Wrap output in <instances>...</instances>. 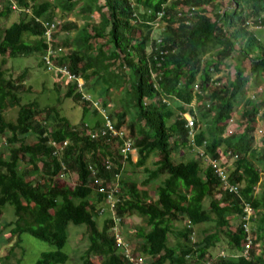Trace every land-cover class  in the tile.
Returning <instances> with one entry per match:
<instances>
[{
    "label": "trees",
    "instance_id": "1",
    "mask_svg": "<svg viewBox=\"0 0 264 264\" xmlns=\"http://www.w3.org/2000/svg\"><path fill=\"white\" fill-rule=\"evenodd\" d=\"M13 1L20 11L18 19L0 31L1 61L41 57L47 45L42 21L59 20L62 30L52 34V45L73 48L67 54L60 52L54 62L84 79L95 78L81 91L76 82H66L64 97L82 104L84 114L91 101H98L124 135L91 137L84 124L99 128L102 116L92 124L77 126L55 105L40 107L37 101L20 105L17 92L24 88L28 70L7 77L0 66V247L10 236L17 237L18 245L20 236L27 233L54 247L41 252L34 264H64L70 258L63 251L69 224L85 225L88 246L81 264H94L93 256L100 264H132L117 247L113 217L107 210L100 213L109 184L117 188L120 199L116 215L142 219L143 224L134 228L141 240L142 264H264V137L258 149L254 135L257 118H264V92L246 97L250 78L264 80V41L254 30L264 29V0H230V9L211 16L206 7L214 0ZM179 6L180 10L183 6L196 9L192 16L177 17ZM77 7L84 22L65 21ZM13 11L11 1L0 4V18ZM160 12L163 15L158 20ZM163 20L160 46L167 53L159 55L154 51V23ZM235 51L239 61L233 78L224 82L220 67ZM245 62L247 71L242 67ZM62 81L55 77L56 90ZM128 81L129 97L121 102L122 110L110 107V91L126 90ZM86 87L92 95L98 87L104 91L92 97ZM84 94L91 100L83 98ZM241 101L238 116L243 129L225 136L234 107ZM192 102L198 113L189 107ZM16 105V119L7 120L5 110ZM130 109L133 114L125 122ZM187 111L194 117L193 140L182 115ZM128 137L136 149L135 162L132 155L123 160L118 151ZM64 141L65 145H59ZM182 149L194 156L176 160L173 154ZM199 150L226 168L238 193L220 188V179ZM153 155L158 156L153 168L146 167ZM105 161L111 162L109 169ZM126 161L144 167L143 186L164 176L155 199L126 174ZM71 173L75 177L72 185L61 181ZM94 177L101 183H95ZM100 185L105 188L102 193L97 191ZM6 205L13 207L15 218L2 222ZM180 221L182 228H176L174 224ZM199 224H209L214 231L204 229L205 235L194 241L192 234ZM171 233L177 237L174 245L168 240ZM132 236L130 230L125 232L129 245ZM221 239L228 250L214 253L210 249ZM130 248L131 253H138L137 246Z\"/></svg>",
    "mask_w": 264,
    "mask_h": 264
},
{
    "label": "rangeland",
    "instance_id": "2",
    "mask_svg": "<svg viewBox=\"0 0 264 264\" xmlns=\"http://www.w3.org/2000/svg\"><path fill=\"white\" fill-rule=\"evenodd\" d=\"M40 1V0H39ZM99 2H103V0H99ZM246 5V3H243ZM232 6L230 0H214L213 3L209 4V14H214L217 11L220 12L224 9H230ZM248 6V5H247ZM19 12L15 10L12 12L9 16L0 18V31L8 26L11 22L18 19ZM58 13V12H57ZM65 21H71L74 19L75 22L78 24L82 23V15H80V12L78 10V7L71 13L66 15ZM68 17H71L73 19H68ZM58 18V17H56ZM59 19V18H58ZM59 21V20H58ZM60 25V21L57 25V31L59 32L62 29H59L58 26ZM253 27H250L248 29H252ZM253 30V29H252ZM255 30V36L260 38L262 41H264V29H254ZM159 30H157L156 33H158ZM75 32L71 34V37H73ZM63 38V35L60 34ZM60 38V36H59ZM58 42V41H57ZM54 43V42H53ZM238 45L236 49H238ZM72 50L71 46H68V49L63 47L64 54H67ZM215 48L212 50L214 51ZM212 52H209L206 54L205 57L208 56ZM239 54L237 51L234 52V54L228 58L224 65L220 67L221 72L220 76L224 82L227 80L228 77L233 78V71L235 68V65L238 63ZM2 56H0V66L4 68L6 71V76L8 77V74H12L13 76H16L20 70L27 69L28 73L25 76V82L23 85V89L21 91L17 92V96L19 98L18 103L25 104L31 101H37L40 107H45L48 105H55V107L58 108L59 113L62 116H66L70 123L72 125H79L82 122H88L89 124H92L96 122L97 120L101 119L102 114L98 110H93L94 107L92 102H90L89 110L84 114L82 110V104L74 102L71 98H65L64 97V91H65V85L66 82L62 81L60 82V86L56 90L54 83L55 80L53 79L52 75L44 69L42 63H41V57L40 56H28V57H16L7 59L5 58V61L2 62ZM244 70L247 71V63L245 62L242 66ZM129 84L130 81H128L126 85V90L124 89H114L111 90L108 94L109 97V105L110 107H113L114 109L122 110L123 106L121 105L122 101L128 100V93L126 94V91H129ZM246 97H252L254 94H258L261 96L264 92V80H255L254 77L250 78V82L247 85L246 88ZM58 99V100H57ZM170 105L174 106L173 101L170 99ZM240 106H242V101L239 102L238 105L234 107L233 110V122H229V125L226 126L225 129V136H229L231 134L240 133L243 129V123H240V118L238 116V110L240 109ZM193 108V112L198 113V111L195 109L194 102L191 103L189 106ZM18 108L19 105H16L11 108H7L4 112V115L7 120H15L18 114ZM121 108V109H120ZM118 110V111H119ZM189 113V111L185 112ZM133 114V110L130 109V112L125 118L126 119ZM187 115V114H186ZM255 147L258 149H261L260 146V140L264 137V118H261V115H259V119L257 118L256 124H255ZM32 140V139H31ZM196 155V153H195ZM191 156H194V153L188 149H182L179 152H175L173 154V157L178 159H188ZM133 162L137 160V153L135 152L133 156L130 157ZM158 158V156H151L148 161L146 162L145 166L149 168H153V162ZM125 169L126 174L129 175V177L133 180H135L140 188H147L149 190V194L152 197V199L156 198V191L157 187L160 184L161 180L164 178V176H161L159 179L151 181L147 186H143L141 182L146 177V174L144 173V167L143 166H134L130 162L125 163ZM264 179V175L261 177V181ZM61 181L70 183L71 185L75 181L74 174H67ZM260 187V185L257 186V190ZM208 199L204 200V203L207 204ZM15 218L13 207L10 205H6L3 208V213L1 217V221H9L13 220ZM103 219V218H102ZM125 220L127 221L126 226H124V229L122 231L123 236L125 235V232L130 230V233L133 235L130 240L131 247H136L138 249V245L140 243V239L137 238L134 233L136 229V226L142 225V219L139 218L136 215H132L129 217H125ZM176 228H182L183 222H177L174 224ZM175 228V229H176ZM204 229H208V231L213 232L214 228L211 227L209 224H199L195 226L194 232L192 234V240L197 241L201 239L205 233ZM134 231V232H133ZM68 240L65 246L63 247V251L66 252L70 258L69 260L64 264H81V256L84 254V251L86 250L88 246V240L86 235V226L85 225H73L69 224L68 226ZM7 236V234H6ZM10 240L2 245L0 247V264H34V262L38 259L41 252L48 251V250H54V247L42 240H39L27 233H24L20 236L21 241L17 245V237L16 236H10ZM169 243L171 245H174L176 243L177 237L175 234L171 233L168 237ZM179 241V240H178ZM228 244L225 241V239H221L220 242L217 243L215 247L210 249L214 253L217 254H223L224 250H228ZM138 253L140 254V250L138 249ZM7 256V258H5ZM92 262L94 264H100L99 259L95 256L92 257ZM168 264V263H164Z\"/></svg>",
    "mask_w": 264,
    "mask_h": 264
},
{
    "label": "built area",
    "instance_id": "3",
    "mask_svg": "<svg viewBox=\"0 0 264 264\" xmlns=\"http://www.w3.org/2000/svg\"><path fill=\"white\" fill-rule=\"evenodd\" d=\"M7 1H11L12 3V8L14 10L20 11V9H18V7L16 6L15 2L13 0H0V4H5ZM196 9V7L194 6H183L182 10H180V6L178 7L177 11V17L180 16L182 17L183 13H188L189 16H192L194 14V10ZM206 14L211 16V14H209V8L206 7ZM28 11V10H27ZM135 14H133L134 16ZM163 12H160L158 14V20H160V17H162ZM184 22L186 24H189L190 21L189 19H185ZM59 21L56 19L54 21H42V24L45 28L44 30V42L46 45L45 51L43 52L41 58H42V63H43V67L44 69L48 72V73H53L55 76H60L63 81L65 82H76L77 83V88L81 91L82 87H83V83L81 82V77L75 73H72L70 71V69L66 66V65H57L54 62V58L60 53L63 52V47L61 46H53L52 42H53V37L52 34L57 31V25H58ZM166 21L163 20L162 22L156 21L155 27L157 30L154 33V40H155V47H154V51L155 54H165L167 53V50H164L161 48L160 44L162 42V37L159 36V32L164 30V26H165ZM256 28H261V26H257ZM56 42V41H55ZM195 89H197V86L195 87ZM86 98L87 100H91L90 96L87 94H84L83 98ZM93 106L96 107L99 111H101L102 117L104 122L102 123V125L99 128H89V125L84 124V128L85 130L89 133V135H91V137H95V136H123L124 133L123 131H118L113 122L111 121V119L108 117V115L106 114V112L104 110L100 109V106L98 104V101H91ZM184 116V114H183ZM186 119V127L189 128V135L190 138L193 140V134H194V117L191 115H188V117H185ZM230 122H233V120L231 119ZM67 142L64 141L62 143H60L59 145H65ZM54 145L58 148V146L54 143ZM119 154H121V156L123 157V160H125L129 155H132L133 153L136 152V149L133 145V140L128 137L125 138L123 143L119 146L118 148ZM199 156L202 157L203 159H206L207 162L209 164L212 165L217 177L220 179V188L224 191L227 192H231V193H238L239 187L237 184L231 182L228 179V174L226 171V168L221 166V163L214 160V159H210L206 156V154L202 151L199 150ZM224 162V161H223ZM111 162L109 161H105L104 162V167L106 169H109L111 167ZM94 175V172L92 173ZM95 176V175H94ZM118 177V175H115V178ZM94 181L95 183L100 184L101 180L98 179L97 177H94ZM105 187L108 188V192L105 195L102 204L100 205V213H103V210H107V212L110 213V215L113 217L114 220V225L112 228V231L114 232V237L116 240V244L117 247H119V250L124 254V256L132 263V264H142L143 263V258L139 253H131L130 251V245L127 244L124 240V236L122 234V231L124 229V226H122V223L125 221V217H121L119 215H116V212L114 211V209L117 206V203L120 201V199L118 198V196L116 195L117 193V188L115 187H110L109 184H107ZM97 191L102 193L105 191V188L103 186H99L97 188ZM103 203L106 207L103 206ZM244 210L247 212V217L250 214V208L248 205L245 206ZM246 227L247 225L244 224ZM249 244L250 241H247L245 244V250H244V254H247V249L249 248ZM206 264H209V262H207Z\"/></svg>",
    "mask_w": 264,
    "mask_h": 264
},
{
    "label": "crops",
    "instance_id": "4",
    "mask_svg": "<svg viewBox=\"0 0 264 264\" xmlns=\"http://www.w3.org/2000/svg\"><path fill=\"white\" fill-rule=\"evenodd\" d=\"M13 12H14V11H13ZM68 19H73V18L68 17ZM74 19H75V17H74ZM74 19H73L72 21H74ZM83 22H84V19H82V23H83ZM82 23H81V24H82ZM73 33H74V32H73ZM73 33H72V34H73ZM72 48H73V47H72ZM69 50H70V49H69ZM53 75H54V74H53ZM55 77H56V76H53V79H54V80H55ZM94 79H95L94 77H90V78H88V79H84L83 77H81L80 80H81V82L83 83V86H85V85H91ZM85 83H87V84H85ZM88 87H89V86H88ZM97 90H98V91H95V92H94L95 95H92L90 92L87 91V87H86V92H88L89 94H91L92 97H93V96H97V93H100V91H101V92L104 91L102 88H99V87L97 88ZM186 114H187V113H185L184 116H185V117H188V114H187V115H186ZM133 155H134V154H133ZM133 155H132V156H133ZM126 222H127V221H126Z\"/></svg>",
    "mask_w": 264,
    "mask_h": 264
},
{
    "label": "clouds",
    "instance_id": "5",
    "mask_svg": "<svg viewBox=\"0 0 264 264\" xmlns=\"http://www.w3.org/2000/svg\"><path fill=\"white\" fill-rule=\"evenodd\" d=\"M41 61H42V58H41ZM46 72H47V71H46ZM183 114H185V113H183ZM183 114H182V115H183ZM187 114H188V113H187ZM188 115H189V114H188ZM184 117H185V116H184ZM133 154H134V153H133ZM133 154H132V155H133Z\"/></svg>",
    "mask_w": 264,
    "mask_h": 264
}]
</instances>
